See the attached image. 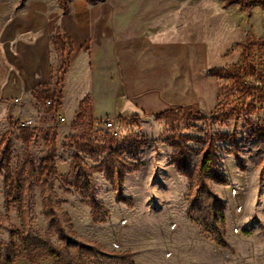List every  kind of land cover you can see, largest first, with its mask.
<instances>
[{
    "label": "rangeland",
    "instance_id": "1",
    "mask_svg": "<svg viewBox=\"0 0 264 264\" xmlns=\"http://www.w3.org/2000/svg\"><path fill=\"white\" fill-rule=\"evenodd\" d=\"M40 1L0 0V13L15 16ZM168 1L177 27L184 23L176 45L207 55L200 78L159 91L169 110L113 120L116 138L93 120L88 96L78 118L86 64L81 55L71 63L70 38L59 30L50 39V85L0 103L4 258L12 249L14 264H32L26 230L37 246L34 264H55L46 248L73 264H264V107L242 110L252 99L239 98L233 79L243 65L264 70V2L248 11L224 0ZM210 146L214 210L198 181ZM47 157L54 162L48 178Z\"/></svg>",
    "mask_w": 264,
    "mask_h": 264
},
{
    "label": "crops",
    "instance_id": "2",
    "mask_svg": "<svg viewBox=\"0 0 264 264\" xmlns=\"http://www.w3.org/2000/svg\"><path fill=\"white\" fill-rule=\"evenodd\" d=\"M42 1L15 16L0 13V103L50 85V39L58 30L70 38L71 63L81 55L86 64L88 92L77 101L76 113L88 96L95 122L169 110L171 100L165 94L160 101L159 91L206 68L201 48L176 45L173 34L184 23L177 27L168 0H69L67 14L55 0ZM217 101L213 93V108Z\"/></svg>",
    "mask_w": 264,
    "mask_h": 264
},
{
    "label": "trees",
    "instance_id": "3",
    "mask_svg": "<svg viewBox=\"0 0 264 264\" xmlns=\"http://www.w3.org/2000/svg\"><path fill=\"white\" fill-rule=\"evenodd\" d=\"M68 1L69 0H59V5H60V7L64 13H68V11H69ZM86 1L91 3V4H95L98 1H103V0H86ZM224 1L226 4H230L232 2L245 4L246 9L248 11L251 10L252 5L254 3H263L264 2V0H224ZM70 43H71V41H70ZM61 47L64 50V47L63 46H61ZM70 52H72V45L71 44H70ZM244 59H245L244 64H246L248 57H245ZM233 79H234L235 85L237 87L239 98L243 99V100H245L246 98L252 99V101L249 104H245V107L244 106L242 107V110H244L247 114H250V113L256 112L258 110V106L260 108L264 107V70L262 72H257L254 68L247 67V66L243 65L240 68H238V71L233 76ZM251 82H253L254 84H251ZM82 103H84V101ZM220 107H221V103H219L217 108H216V111H215L216 117H219L218 116V109H220ZM83 108H84V104H81L80 105V114H79L78 118H81V119L84 118V112L82 111ZM240 113H242V112H240ZM165 114L159 115L158 118H164ZM230 117H231V114L229 116H227V118H230ZM21 137L25 143H28L30 141V139L32 137L29 134L28 128H26V127L21 128ZM211 147L212 146H210V148L206 151L205 156L202 158V161L200 164L198 181H199L200 187L203 189V191H205L206 193H208V195L211 196L212 201H213V205L211 208H213V210H214L213 206L215 204L216 198L212 194V191L209 190L208 181H207V177L210 176L211 168H212V165L215 161V155L213 154V150ZM43 165H45V170H44V171H46L45 177L48 178V177H50L51 172H52L51 169L54 166L53 159L51 157H47L43 161ZM16 233L18 234V232H16ZM22 241H23L24 250L28 256L29 262L34 264L35 261H34L33 255L36 253L35 251L37 250V246H35L33 241H31V238H30V236L26 230L22 234ZM217 242L219 244L223 243L221 240H217ZM68 244L69 245H72V244L76 245V243L72 242V241H68ZM8 252H10V254H8V256L6 258H4L3 250L1 249V246H0V264H14V262H15V257L13 254L14 251L12 249H10V250H8ZM44 254H45V257L52 259L55 262V264H73L70 261H66L60 255V253H58V252H56L50 248H46ZM124 259H126V258L124 257Z\"/></svg>",
    "mask_w": 264,
    "mask_h": 264
},
{
    "label": "built area",
    "instance_id": "4",
    "mask_svg": "<svg viewBox=\"0 0 264 264\" xmlns=\"http://www.w3.org/2000/svg\"><path fill=\"white\" fill-rule=\"evenodd\" d=\"M99 125H103V127L110 132V135L114 138L117 137V132H116V122L113 120H104V121H98L96 122Z\"/></svg>",
    "mask_w": 264,
    "mask_h": 264
}]
</instances>
